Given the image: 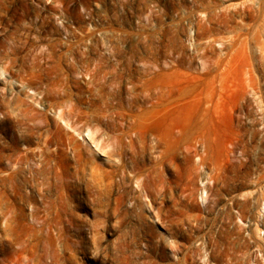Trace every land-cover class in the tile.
Returning a JSON list of instances; mask_svg holds the SVG:
<instances>
[{
  "label": "rangeland",
  "instance_id": "rangeland-1",
  "mask_svg": "<svg viewBox=\"0 0 264 264\" xmlns=\"http://www.w3.org/2000/svg\"><path fill=\"white\" fill-rule=\"evenodd\" d=\"M117 2L0 0V264H264V0Z\"/></svg>",
  "mask_w": 264,
  "mask_h": 264
},
{
  "label": "built area",
  "instance_id": "built-area-1",
  "mask_svg": "<svg viewBox=\"0 0 264 264\" xmlns=\"http://www.w3.org/2000/svg\"><path fill=\"white\" fill-rule=\"evenodd\" d=\"M118 0H48L51 5L61 7L64 11L69 9H77L83 19L85 28L92 32V35L102 37V27L112 14L124 11L122 4ZM130 11V8L126 9ZM88 42L89 39H88Z\"/></svg>",
  "mask_w": 264,
  "mask_h": 264
},
{
  "label": "bare ground",
  "instance_id": "bare-ground-1",
  "mask_svg": "<svg viewBox=\"0 0 264 264\" xmlns=\"http://www.w3.org/2000/svg\"><path fill=\"white\" fill-rule=\"evenodd\" d=\"M54 114H56V115H57L58 113H57L56 111H54ZM57 116H58V115H57ZM263 208H264V207H263Z\"/></svg>",
  "mask_w": 264,
  "mask_h": 264
}]
</instances>
